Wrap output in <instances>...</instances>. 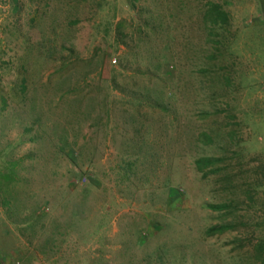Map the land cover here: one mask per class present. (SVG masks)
Masks as SVG:
<instances>
[{
    "label": "rangeland",
    "instance_id": "obj_1",
    "mask_svg": "<svg viewBox=\"0 0 264 264\" xmlns=\"http://www.w3.org/2000/svg\"><path fill=\"white\" fill-rule=\"evenodd\" d=\"M210 2L0 0V264H264V0Z\"/></svg>",
    "mask_w": 264,
    "mask_h": 264
},
{
    "label": "trees",
    "instance_id": "obj_2",
    "mask_svg": "<svg viewBox=\"0 0 264 264\" xmlns=\"http://www.w3.org/2000/svg\"><path fill=\"white\" fill-rule=\"evenodd\" d=\"M204 22L206 23V25L208 26H212V27H217L219 24H221L222 26H225L226 24H228V14L221 8L220 5L218 4H213L210 2L206 4V9H205V13H204ZM210 137L208 136V133L205 131H202L198 134L196 140L197 142H205V143H210ZM203 161H207L204 159H198L195 163H196V169L199 173H202L203 177H208L209 174L203 173L204 168H206L203 165ZM210 175H213L212 173H210ZM14 177V174L12 172L4 174L2 176H0V179L4 180L5 182H10L12 181V178ZM172 194V192H171ZM8 201H5L4 204L7 206ZM212 210H218L219 207L217 206H210L209 207ZM233 227H231L230 225L227 226H213L211 228H209L207 230V235L209 237H214V236H218V235H222L224 233H226L227 231L231 230ZM253 248V252L256 254V256L258 257V260L262 263H264V242H259L256 243L254 246H252Z\"/></svg>",
    "mask_w": 264,
    "mask_h": 264
}]
</instances>
